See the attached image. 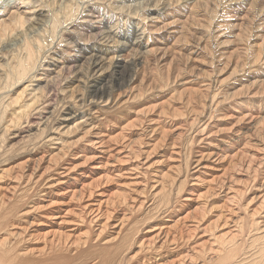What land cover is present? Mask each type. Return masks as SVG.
I'll use <instances>...</instances> for the list:
<instances>
[{"label": "bare ground", "instance_id": "1", "mask_svg": "<svg viewBox=\"0 0 264 264\" xmlns=\"http://www.w3.org/2000/svg\"><path fill=\"white\" fill-rule=\"evenodd\" d=\"M189 1L111 2L126 31L42 0L1 28L0 264H264V6L215 27L224 0Z\"/></svg>", "mask_w": 264, "mask_h": 264}, {"label": "rangeland", "instance_id": "2", "mask_svg": "<svg viewBox=\"0 0 264 264\" xmlns=\"http://www.w3.org/2000/svg\"><path fill=\"white\" fill-rule=\"evenodd\" d=\"M2 1V3H0V9H1V11H0V31H2V29L1 28H4V27H7L8 25H11V24H13V22L14 21H16L17 20V18L19 17V14H21V15H27V16H30L31 14H33L34 12H35V10H37L36 8H38L37 6H39L40 4H42L43 2H42V0L40 1V3H38V2H36V3H34L35 2V0H25V1H23V0H0V2ZM5 1V2H4ZM97 1H99V2H97ZM120 1V2H119ZM122 1H123V3H125V4H129V3H132V7H137V5H138V3L137 2H140L141 0H134L133 2L131 1V0H80V3H81V8H80V10L82 11V9L84 10V8H85V10L83 11V13H84V16L87 14H89V12H88V10L90 9H92V12L94 13L93 14V17L95 16V20H94V22H96V20H100V19H102V20H104V21H106V22H110V24H112L113 26H114V28H116V29H120L122 26L124 27V29L126 30V31H128V29H129V25H127L126 26V24L123 22V21H125V22H127V20H131L130 19V13L127 11V12H125L127 9H115L114 8V6L113 5H119L120 3H122ZM196 0H190L189 2H188V4L190 3L191 5H193V3L195 2ZM198 2H200V3H203V0H197ZM218 1V3L221 5V2H222V0H217ZM229 1V2H228ZM230 1H232V0H224V3L222 4V6H221V11L219 12V16L221 17V15L222 14H224V17H218L217 16V14L215 15V19H214V17H213V22H214V24H215V27H216V25H221V24H228V23H231L232 22V20H234V19H236L237 18V16L235 15L236 13H234L233 11H230V9H231V7L232 6H234L236 3H239V1L238 0H235V1H237V2H235L234 0L232 1V2H230ZM242 2H243V5L245 6V9H246V7H249V5H251L250 6V8H252V5H253V3L255 4V5H253V7H255L253 10H257V12L259 11V13L261 12V7H263L264 6V0H250L249 1V3H246V0H241ZM4 2V3H3ZM93 2V3H92ZM111 2H113V5L112 4H110ZM192 2V3H191ZM253 2V3H252ZM89 3H91V5L89 4ZM96 3V4H95ZM101 3V4H100ZM118 3V4H117ZM137 4V5H134V4ZM3 4V5H2ZM6 4V5H5ZM83 4V5H82ZM84 4H86V5H88V6H86L85 5V7H84ZM93 4H95V5H93ZM100 4V5H99ZM110 4V5H109ZM232 6H231V5ZM2 5V6H1ZM46 5H49V3H48V1H45V4H44V6H45V9L46 10H49L50 9V7L48 8V6H46ZM110 7H109V6ZM229 5V6H228ZM256 5H257V7H256ZM95 6V7H94ZM113 8H112V7ZM182 5H179V6H177L178 7V9L179 10H181V9H185V8H182L181 7ZM93 7V8H92ZM99 7V8H98ZM230 7V8H229ZM249 8V9H250ZM227 9H229V10H227ZM114 10V11H113ZM224 10H225V12L227 13L228 11V13L227 14H231V16H230V18L229 17H227V14L226 13H224ZM123 11H124V13H123ZM247 11V10H246ZM27 12V13H26ZM111 12V13H110ZM114 12V13H113ZM144 12V11H143ZM248 12V11H247ZM99 13V14H98ZM146 13H150V14H153L151 11H146ZM200 12H198V13H196V14H199ZM115 14V15H114ZM118 14V15H117ZM132 14V13H131ZM201 14H203L204 15V17H205V15H206V13H204V12H202ZM86 15V16H87ZM105 15V16H104ZM110 15H111V17H110ZM155 15V14H154ZM103 16V17H102ZM117 17V18H114V17ZM120 16V17H119ZM100 17V18H99ZM113 17V18H112ZM126 17V18H125ZM128 17H129V19H128ZM159 17H160V20H162L164 17H168V15H166L165 13H160V15H159ZM20 18V17H19ZM120 18H122V19H120ZM124 18V19H123ZM258 18L260 19V21H262V22H264V13L261 15V16H258ZM125 19H127V20H125ZM13 21V22H12ZM119 21V22H118ZM205 21H208V15H206V18H205V20H204V23L203 24H205ZM3 22H4V24H3ZM81 22H82V20L80 19L79 20V26L81 25ZM117 22V23H116ZM212 22V21H211ZM128 23H130V22H128ZM73 25H76L77 26V24H75V23H73ZM115 25H117V26H115ZM120 25V26H119ZM82 26V25H81ZM79 27V29L80 30H83L82 28H84L85 29V27L84 26H82V27ZM25 27H27V24L25 25ZM69 27V26H68ZM123 27L121 28V29H123ZM214 27V28H215ZM199 28H202V27H199ZM199 28H197L198 29V31L195 29L194 31L195 32H197V33H199L200 35H202V32H203V30H201V31H199L200 29ZM214 28L209 32V30H210V27L209 28H206V33H211V35H213L215 32H216V30L218 29V28H216V30H214ZM221 28H223L222 29V32H223V34H224V37H222L221 38V42L223 41V47L222 48H227V47H230V44H232L233 43V39L234 38H236L234 35L235 34H237V28H232V27H227V26H224V27H221ZM21 29L20 28H18V30H17V28H15V30L12 32L11 31V33H13V34H15V33H18L19 31H20ZM190 32H191V28H189V27H187V26H185V29H184V36L186 35V34H189V36H190ZM162 33H165V31H162ZM203 33H205V31L203 32ZM262 35H264V29H254V28H252V31L249 33V36H250V38L248 39V41L247 42H250L251 44H252V42L251 41H253V40H256V41H258V42H261V40L264 38V36H262ZM188 36V37H189ZM213 42H214V45H213V50H216L217 49V42H216V40L215 39H213ZM253 47H251V50L253 51V50H255V49H257V46H254V45H252ZM257 51V50H256ZM208 61H209V59H208V56L207 55H205V53H204V56H201V57H196L195 59H192L190 62H189V67H190V64L191 63H195V64H206V63H208ZM247 67H250L251 66V64H247L246 65ZM199 67L200 68H204V66H202V65H199ZM231 69V73L233 72L234 73V75L233 76H230L229 77V83L231 84V85H238V83L240 82V80L242 79V78H244L247 74H248V72H245V73H243V74H240V73H238L237 74V72H234V68L233 67H230ZM155 71V70H154ZM41 76H43V75H40L39 77H37V79L36 80H34V82H33V85H34V87H37L36 86V84H37V82H39L40 80H42V79H40V77ZM42 81H44V80H42ZM177 89H178V87H179V85L178 84H176V86H175ZM239 87V86H238ZM20 88H23V87H19V89H18V91H16L17 93L18 92H20ZM255 105H254V103L253 102H248L247 104H243L242 106H241V111L242 110H245L246 108H253ZM211 109L212 108H208V110L211 112ZM249 109V110H250ZM133 111H135V108H133L132 106H129V108H128V110H127V112H133ZM207 112V114H209L210 112ZM215 114H217V115H219L220 113H219V111H215L214 112ZM63 139H66V137H63ZM69 162H73L72 160L71 161H67V164L69 163ZM17 163V161H14V160H12L11 161V163H8V164H6V166H9V165H14V164H16ZM5 178H7V177H5ZM2 180H4L5 182H7L5 179H2ZM8 183V182H7ZM112 186H115L114 184L112 185ZM1 192H5V190L4 191H1L0 190V193ZM248 200H251V196H248L247 197V201Z\"/></svg>", "mask_w": 264, "mask_h": 264}]
</instances>
